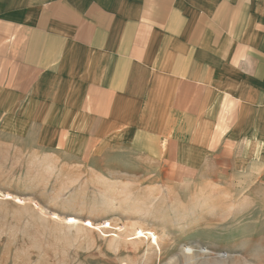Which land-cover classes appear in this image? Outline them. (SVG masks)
<instances>
[{
  "label": "crops",
  "instance_id": "obj_1",
  "mask_svg": "<svg viewBox=\"0 0 264 264\" xmlns=\"http://www.w3.org/2000/svg\"><path fill=\"white\" fill-rule=\"evenodd\" d=\"M8 133L189 173L227 158L264 187V0H0Z\"/></svg>",
  "mask_w": 264,
  "mask_h": 264
},
{
  "label": "rangeland",
  "instance_id": "obj_2",
  "mask_svg": "<svg viewBox=\"0 0 264 264\" xmlns=\"http://www.w3.org/2000/svg\"><path fill=\"white\" fill-rule=\"evenodd\" d=\"M18 136L0 134V264H264V187L227 158L189 173Z\"/></svg>",
  "mask_w": 264,
  "mask_h": 264
},
{
  "label": "bare ground",
  "instance_id": "obj_3",
  "mask_svg": "<svg viewBox=\"0 0 264 264\" xmlns=\"http://www.w3.org/2000/svg\"><path fill=\"white\" fill-rule=\"evenodd\" d=\"M4 196V195H3ZM6 199H12V197H10V196H8V195H6V197H5ZM16 200V199H15ZM17 202H20V200L19 199H17L16 200ZM54 219H57L58 217L57 216H54L53 217ZM66 223H68V224H75V223H77V221L74 219V218H69V219H66ZM84 226H87V227H92V224L90 223V222H87ZM136 235H137V237L136 238H140V237H143L145 234L141 231V230H139L138 231V233H136ZM135 235V236H136ZM151 236V238H152V242H156V237L151 233L150 234ZM146 237V236H145ZM187 252L188 253H191L192 251L190 250V249H188L187 250ZM202 252H206L205 250H202Z\"/></svg>",
  "mask_w": 264,
  "mask_h": 264
}]
</instances>
